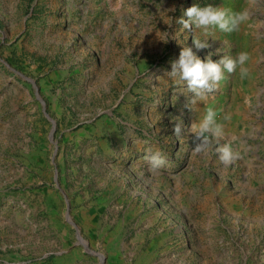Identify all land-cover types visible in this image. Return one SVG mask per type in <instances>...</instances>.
I'll list each match as a JSON object with an SVG mask.
<instances>
[{"label": "rangeland", "instance_id": "374dc122", "mask_svg": "<svg viewBox=\"0 0 264 264\" xmlns=\"http://www.w3.org/2000/svg\"><path fill=\"white\" fill-rule=\"evenodd\" d=\"M194 4L249 19L189 31ZM185 46L249 75L192 103ZM208 108L230 166L193 154ZM0 264H264V0H0Z\"/></svg>", "mask_w": 264, "mask_h": 264}, {"label": "clouds", "instance_id": "9594fccd", "mask_svg": "<svg viewBox=\"0 0 264 264\" xmlns=\"http://www.w3.org/2000/svg\"><path fill=\"white\" fill-rule=\"evenodd\" d=\"M179 23L187 30L191 31L193 26L197 29L207 31L210 27L218 28L222 32H235L240 30V26L249 19L247 10L232 11L224 7H214L207 5L204 7L194 4L185 10ZM194 47L199 51L207 49L210 45L207 42H201L193 39ZM213 55H219L218 52H209L206 57L201 59L191 47H183L180 50L178 59L171 62V71L166 75L177 78L184 82L187 90L192 94L191 102L196 101L207 94L214 93L219 82L225 78V71L231 74L237 71L241 78L249 75V68L245 67L249 61V53L239 52L235 58L222 55L220 59L213 60ZM187 107V103L185 104ZM230 117H224L228 120ZM173 131L175 136H181L184 131V123L181 117H172ZM190 132L195 134L193 154H207L216 143L215 152L218 154L220 162L225 166L234 164L240 159V153L234 150L231 143L220 144L219 140L224 136V125L217 122L216 112L208 108L203 118L197 123L191 124ZM149 172L155 176L165 168L167 158L159 151H156L146 157Z\"/></svg>", "mask_w": 264, "mask_h": 264}, {"label": "water", "instance_id": "95a60500", "mask_svg": "<svg viewBox=\"0 0 264 264\" xmlns=\"http://www.w3.org/2000/svg\"><path fill=\"white\" fill-rule=\"evenodd\" d=\"M79 237V239H81V237L80 236H78Z\"/></svg>", "mask_w": 264, "mask_h": 264}]
</instances>
